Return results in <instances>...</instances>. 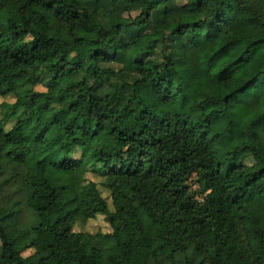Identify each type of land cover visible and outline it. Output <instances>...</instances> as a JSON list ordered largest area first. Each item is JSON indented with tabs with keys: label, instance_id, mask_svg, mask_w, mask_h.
I'll use <instances>...</instances> for the list:
<instances>
[{
	"label": "trees",
	"instance_id": "obj_1",
	"mask_svg": "<svg viewBox=\"0 0 264 264\" xmlns=\"http://www.w3.org/2000/svg\"><path fill=\"white\" fill-rule=\"evenodd\" d=\"M0 96V264H264V0H0Z\"/></svg>",
	"mask_w": 264,
	"mask_h": 264
},
{
	"label": "rangeland",
	"instance_id": "obj_2",
	"mask_svg": "<svg viewBox=\"0 0 264 264\" xmlns=\"http://www.w3.org/2000/svg\"><path fill=\"white\" fill-rule=\"evenodd\" d=\"M182 2L184 0H181ZM250 12V8L248 6L244 7L242 12H241V18L240 19H236L233 21L232 26L234 25V34L235 36H241V35H257L260 30H261V25L258 22H253L250 23L246 18L248 16V13ZM135 15V14H134ZM133 15V16H134ZM230 15L233 16L234 14L230 12ZM45 19L47 21H52V16L49 14H45ZM236 51V46H233L231 49V53H234ZM37 90L39 91H45V88L42 86H37L36 87ZM12 103L14 102V99L12 97H2L0 96V104L2 103ZM1 114H0V118H1ZM11 126V123L9 124V127ZM61 155V153H60ZM59 153H58V148H51V150H49V154L47 155V159L50 160H55L58 159L60 157ZM38 156L36 155H28L27 156V161L29 163V165L31 167H35L36 163L38 162ZM51 183L55 184V185H61L65 182H71V179L67 176L62 175L61 177H57V178H51L50 176H48ZM87 179L91 180V181H96L98 182L99 179H97L95 177V175L93 174H88L87 175ZM72 184H70V187H73V192L75 195V203L69 202L68 203V199H66V191L63 193L62 198L60 203L62 205H65V208H67L68 210L70 209V215L71 218L75 221H77L76 225H75V231L77 232H87V233H91V234H96V233H109L111 232V228L109 226V224L106 222V219L104 216L99 215L97 216L95 219H90L87 220L85 222H81V215L79 213V210L76 208L77 207V203L80 201V199L82 198V191L76 187V182H71ZM104 196L107 197L108 199V203L110 205V208L112 209V203L111 200L108 196L107 193H104ZM71 203V204H70ZM6 226L8 227V232H10V237L15 241V244L17 247H22L25 244V238L22 236H20L22 234L21 230L17 228L16 222L14 220L8 221L6 223ZM130 230L126 229V231H124L123 233H129ZM121 233L120 237L123 238L124 234ZM19 236V237H18ZM44 237L42 236L39 240H37V246H35V248L33 249H28L25 253L24 256L25 257H30L33 258L34 260L37 259V257L39 255H42V249L40 248V242L42 241ZM47 264H57L56 261L54 259H49Z\"/></svg>",
	"mask_w": 264,
	"mask_h": 264
}]
</instances>
